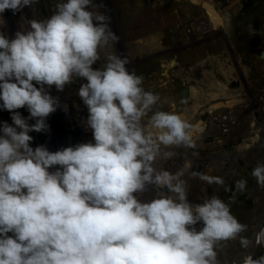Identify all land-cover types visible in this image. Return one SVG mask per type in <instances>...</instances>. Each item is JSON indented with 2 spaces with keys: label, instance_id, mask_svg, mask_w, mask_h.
Segmentation results:
<instances>
[{
  "label": "clouds",
  "instance_id": "obj_1",
  "mask_svg": "<svg viewBox=\"0 0 264 264\" xmlns=\"http://www.w3.org/2000/svg\"><path fill=\"white\" fill-rule=\"evenodd\" d=\"M36 3L0 0V14ZM104 7L57 0L50 16L28 21L13 38L0 31V109L12 120L0 124V264H221L226 242L250 247L241 235L247 225L231 212L234 196L191 202L189 179L232 189L190 165L175 172L163 166L178 150L196 147L193 126L162 110L160 95L145 90L126 57L109 53L96 67L100 50L119 42ZM76 80L84 81L77 95L94 142L33 148L29 133L45 131L59 107L46 89L63 91ZM251 176L264 189V162ZM234 186L243 192L247 180ZM149 188L155 197L140 200ZM262 242L264 228L256 237ZM242 264H264V255H247Z\"/></svg>",
  "mask_w": 264,
  "mask_h": 264
},
{
  "label": "rangeland",
  "instance_id": "obj_2",
  "mask_svg": "<svg viewBox=\"0 0 264 264\" xmlns=\"http://www.w3.org/2000/svg\"><path fill=\"white\" fill-rule=\"evenodd\" d=\"M47 2V8H23L16 13L5 10L0 14L4 22L0 31L13 38L17 31L29 27L31 19L50 16L55 4ZM96 2L105 6L99 11L111 17V28L119 37L113 47L100 50L96 67L103 65L109 53L126 57L128 70L144 77L145 90L160 95L162 110L180 114L193 126L190 131L196 147L178 150L180 155L163 166L175 172L187 164L193 171L223 177L232 189L226 192L217 185L189 179L191 202L202 203L206 195H218L229 202L234 196L231 212L247 225L241 235L249 238L250 247L242 248L239 240L226 242L219 249L221 264H242L247 255H263L256 237L264 227V189L257 186L251 172L258 162H264V0ZM145 24L152 25L142 26ZM82 82L76 80L63 91L55 86L46 89L58 98L59 107L46 119L45 131L29 133L33 148L42 145L55 152L94 142L86 127L87 108L77 95ZM185 87L188 94L183 98ZM19 111L29 116L26 108ZM3 122L12 124L11 114L0 109V124ZM70 135L76 139L71 140ZM240 179L247 180L243 192L234 186ZM145 193L139 194V199L147 202L152 194Z\"/></svg>",
  "mask_w": 264,
  "mask_h": 264
},
{
  "label": "bare ground",
  "instance_id": "obj_3",
  "mask_svg": "<svg viewBox=\"0 0 264 264\" xmlns=\"http://www.w3.org/2000/svg\"><path fill=\"white\" fill-rule=\"evenodd\" d=\"M55 3H56V2H55ZM55 3H54V4H55ZM31 20H32V19H31ZM165 22H166V21H165ZM151 25H152V24H150V25H149V24H145V25H142V26H145V27H146V26H150V27H151ZM154 27H155V26H154ZM156 27H159L160 29H163V30H164V29L166 28V25H165V24H163V25H158V24H157ZM124 29H126L125 31L128 30L126 27H125ZM137 29H138V28H137ZM160 29H159V30H160ZM128 31H129V30H128ZM128 31H127V33H128ZM140 31H142V30H140ZM132 32H134V31H132ZM150 32H151V31H150ZM161 32H163V31H161ZM129 33H130V32H129ZM144 33H145V32H144ZM152 33H153V31H152ZM140 34H141V33H140ZM163 35H164V34H163ZM133 37H134V36H133ZM131 38H132V37H131ZM131 38H130V39H131ZM146 38H147V37H146ZM142 39H143V38H142ZM132 40H133V39H132ZM138 40H139V39H138ZM133 41H134V40H133ZM141 41H142V40H141ZM130 42H131V41H130ZM130 44H131V43H130ZM164 70H165V69H164ZM161 71H162V70H161ZM168 71H169V70H168ZM168 71H167V73H168ZM162 73H164V72H162ZM156 74H157V73H156ZM153 76H154V75H153ZM155 77H156V75H155ZM166 78H168V77L166 76ZM168 81H169V80H168ZM170 81H171V80H170ZM168 85H169V84H168ZM171 85H172V84H171ZM171 85H170V86H171ZM169 90H171V89H169ZM154 91H155V90H154ZM161 92H162V91H161ZM161 92H160V93H161ZM168 92H169V91H168ZM171 92L173 93L174 90H171ZM163 94H164V93H163ZM164 96H165V95H164ZM173 105H174V104H173ZM174 111H175V110H174ZM179 111H181V105H180V104H179ZM82 130H83V129H82ZM85 131H86V129H85ZM148 192H150V193H147V195L152 194V196H153V197H152V196H149V197H150L149 200L153 199V198L155 197L154 194L156 193L155 190L152 189V188H149ZM145 194H146V193H145ZM142 197H143V196H142ZM151 197H152V198H151ZM144 199H145V198H144ZM263 228H264V227H263ZM259 232H260V231H259ZM261 245H262V247H263V249H264V242H262ZM263 255H264V253H263Z\"/></svg>",
  "mask_w": 264,
  "mask_h": 264
},
{
  "label": "built area",
  "instance_id": "obj_4",
  "mask_svg": "<svg viewBox=\"0 0 264 264\" xmlns=\"http://www.w3.org/2000/svg\"><path fill=\"white\" fill-rule=\"evenodd\" d=\"M47 1H50V3H55V2H57V0H38V3H36V4H34L33 6H31V7H25V8H47V4L49 3V2H47ZM74 123H75V121H74ZM73 125V124H72ZM75 126V125H74ZM88 129V128H87ZM87 132H88V130H87ZM89 133V132H88ZM67 134V133H66ZM72 135V134H71ZM70 135V138H71V140L72 139H76L74 136H71ZM74 142H78L77 140L76 141H74Z\"/></svg>",
  "mask_w": 264,
  "mask_h": 264
},
{
  "label": "water",
  "instance_id": "obj_5",
  "mask_svg": "<svg viewBox=\"0 0 264 264\" xmlns=\"http://www.w3.org/2000/svg\"><path fill=\"white\" fill-rule=\"evenodd\" d=\"M261 57L264 59V51L261 53ZM188 94V88L185 87L181 90V95L183 98H185ZM206 116H203V120L205 119Z\"/></svg>",
  "mask_w": 264,
  "mask_h": 264
}]
</instances>
